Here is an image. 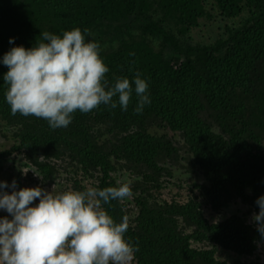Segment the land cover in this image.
Segmentation results:
<instances>
[{"label":"trees","instance_id":"trees-1","mask_svg":"<svg viewBox=\"0 0 264 264\" xmlns=\"http://www.w3.org/2000/svg\"><path fill=\"white\" fill-rule=\"evenodd\" d=\"M204 20L211 33L226 22L223 35L197 38ZM74 28L99 45L109 86L139 73L151 103L136 113L133 93L125 111L101 104L51 129L10 113L0 64V123L35 187L129 183L130 197L101 207L116 222L128 216L132 264H264L248 260L264 239L247 219L264 194V0H0V57ZM180 185L187 197L164 196ZM235 206L247 212L220 217Z\"/></svg>","mask_w":264,"mask_h":264},{"label":"clouds","instance_id":"clouds-1","mask_svg":"<svg viewBox=\"0 0 264 264\" xmlns=\"http://www.w3.org/2000/svg\"><path fill=\"white\" fill-rule=\"evenodd\" d=\"M84 34L79 28L62 35L43 32L34 46H13L0 57L8 69L2 79L12 115L42 118L57 129L67 127L77 110L88 113L103 104L125 111L133 93L136 113L151 103L139 73L132 84L126 77L107 84L109 68L99 45L85 42ZM131 195L129 183L53 194L40 187L17 190L15 180L0 181V210L8 214L0 217V264H130L138 249L125 239L129 218L116 222L101 205ZM255 204L259 211L252 221L264 239V194Z\"/></svg>","mask_w":264,"mask_h":264},{"label":"rangeland","instance_id":"rangeland-1","mask_svg":"<svg viewBox=\"0 0 264 264\" xmlns=\"http://www.w3.org/2000/svg\"><path fill=\"white\" fill-rule=\"evenodd\" d=\"M225 24L226 22L220 21V27H217V31H216L215 26H213L215 30L212 31L211 33L212 29L210 28V25L206 23L204 20L201 23V27L196 32H194V34L196 35L197 38L199 37L202 39V37H205L204 40H207V41L214 39L216 37L218 38L219 37L218 33H220V35H223L224 33L223 28ZM12 135H13L12 130L6 126H3V124L0 123V181H5L8 184H11V182L15 180L17 182V190L18 188H20V186L22 187V185L24 187H35L34 184L35 182L38 183V180L35 181L36 178L34 176L30 180L28 178V175H26L27 169L24 166H27V164L24 162L23 156L17 150H15L17 145ZM172 135L173 134H170V136ZM175 138L177 141L180 140V137L178 135H175ZM9 153L11 154L10 156L9 155L3 156L4 154H9ZM56 164H58L59 166H63L64 168L70 166L69 161L66 163L57 162ZM186 177L189 178L191 176H186ZM65 182L66 184H68L65 177H63L60 181L57 182V185L45 186L43 189L45 191L52 192L53 194H57L63 190L62 185L65 186L64 184ZM176 182L178 185L182 183L179 181H176ZM192 182L193 181H188L187 183L192 184ZM187 187L188 186L180 185V188L179 187L178 189L175 188L174 194L164 193V196H166L167 198H172V197L185 198L189 195V191L186 190ZM5 191L10 192L11 190L5 189ZM176 193L177 195H175ZM37 203H38V200L33 201V204H37ZM235 209H240L242 215H244L247 212V208L242 207V206H235L229 210H226V209L223 210V212L220 214V217H222V219L228 217L232 213V211H235ZM252 215H247V219L251 224H255L252 221ZM4 216H8V214L0 210V217H4ZM208 216H210L209 217L210 220L212 219L215 220V217L217 216V214L213 215L211 211H209ZM237 258L238 257L234 254H229V253L224 254V259L228 261H234ZM248 260L251 262H255V261L264 262V244H261L255 256L250 257ZM130 264H132V262H130Z\"/></svg>","mask_w":264,"mask_h":264}]
</instances>
